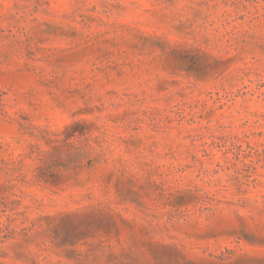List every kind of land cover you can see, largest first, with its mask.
<instances>
[{
	"label": "rangeland",
	"instance_id": "rangeland-1",
	"mask_svg": "<svg viewBox=\"0 0 264 264\" xmlns=\"http://www.w3.org/2000/svg\"><path fill=\"white\" fill-rule=\"evenodd\" d=\"M0 264H264V0H0Z\"/></svg>",
	"mask_w": 264,
	"mask_h": 264
}]
</instances>
